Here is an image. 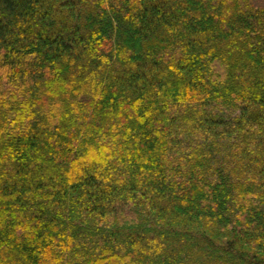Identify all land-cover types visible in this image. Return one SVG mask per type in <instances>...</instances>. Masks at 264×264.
<instances>
[{
	"label": "trees",
	"instance_id": "16d2710c",
	"mask_svg": "<svg viewBox=\"0 0 264 264\" xmlns=\"http://www.w3.org/2000/svg\"><path fill=\"white\" fill-rule=\"evenodd\" d=\"M0 264H264V0H0Z\"/></svg>",
	"mask_w": 264,
	"mask_h": 264
}]
</instances>
